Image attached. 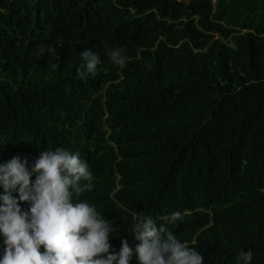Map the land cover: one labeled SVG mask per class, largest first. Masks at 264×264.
I'll return each mask as SVG.
<instances>
[{
    "label": "trees",
    "instance_id": "1",
    "mask_svg": "<svg viewBox=\"0 0 264 264\" xmlns=\"http://www.w3.org/2000/svg\"><path fill=\"white\" fill-rule=\"evenodd\" d=\"M57 147L87 162L78 199L129 264L136 212L203 264H264V0H0V164Z\"/></svg>",
    "mask_w": 264,
    "mask_h": 264
},
{
    "label": "clouds",
    "instance_id": "2",
    "mask_svg": "<svg viewBox=\"0 0 264 264\" xmlns=\"http://www.w3.org/2000/svg\"><path fill=\"white\" fill-rule=\"evenodd\" d=\"M123 52L117 47L108 52L110 60L121 68L126 63ZM47 53L58 59L55 48L49 47ZM80 57L84 64L78 69V78L86 79L96 73L100 59L89 49L81 51ZM93 180L79 153L60 147L40 151L31 165L19 156L0 164V264H129L133 248L128 240H121L119 251H113L109 239L115 230L110 222L94 206L78 199L92 190ZM13 191L18 199L12 196ZM20 202L30 205L27 211L21 210ZM180 218L177 212L168 222ZM133 219L139 264H203L195 247L181 242L164 224L158 227L143 212L134 213ZM252 258L251 250L239 253L244 264H250Z\"/></svg>",
    "mask_w": 264,
    "mask_h": 264
}]
</instances>
